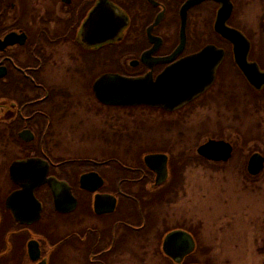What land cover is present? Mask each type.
I'll use <instances>...</instances> for the list:
<instances>
[{
	"label": "flooded vegetation",
	"instance_id": "obj_1",
	"mask_svg": "<svg viewBox=\"0 0 264 264\" xmlns=\"http://www.w3.org/2000/svg\"><path fill=\"white\" fill-rule=\"evenodd\" d=\"M190 1L0 0V264H161L162 256L172 262L162 242L170 231L188 232L168 221L184 170L195 162L193 149L182 148L187 132H179L175 148L161 150L158 129L153 144H136L145 129L131 133L126 121L142 109L183 121L218 113L224 92L218 105L209 97L223 69L244 81L231 44L214 30L220 3L190 5L183 24ZM229 2L226 25L249 40L254 62L252 40L234 24L236 3ZM117 20L123 25L113 36ZM210 46L223 52L212 84L172 111L98 96L108 77L149 79L155 87ZM87 144L91 154L77 152ZM149 155L166 157L159 185Z\"/></svg>",
	"mask_w": 264,
	"mask_h": 264
},
{
	"label": "rangeland",
	"instance_id": "obj_2",
	"mask_svg": "<svg viewBox=\"0 0 264 264\" xmlns=\"http://www.w3.org/2000/svg\"><path fill=\"white\" fill-rule=\"evenodd\" d=\"M235 3L234 24L252 40L250 58L264 70V0ZM223 92L219 114L217 109L208 115L197 112L194 118L183 121L142 109L132 112L135 116L126 125L129 123L131 133L136 128L145 129V134L136 136V144H153V132L158 129L161 150L175 148L176 138H181L177 134L187 132L182 148L192 147L190 155L195 162L184 170L181 191L172 207L175 214L168 221L172 226L185 225L196 242L195 252L184 263L264 264V254L260 253L264 243V169L257 177L246 172L250 155L257 152L264 157V90L254 92L225 67L209 99L218 105ZM208 139H223L234 146L227 163H206L197 155L196 149ZM77 152L89 155L91 146L79 145ZM161 264L174 263L162 256Z\"/></svg>",
	"mask_w": 264,
	"mask_h": 264
},
{
	"label": "water",
	"instance_id": "obj_3",
	"mask_svg": "<svg viewBox=\"0 0 264 264\" xmlns=\"http://www.w3.org/2000/svg\"><path fill=\"white\" fill-rule=\"evenodd\" d=\"M201 0L190 1L182 10V19L184 24V10L190 5L196 4ZM220 8L217 12L214 30L223 39L228 41L233 50L235 64L237 65L246 82L255 90L264 87V70H261L256 62L248 60L250 51L249 40L237 30L226 25L231 14V3L229 0H217ZM118 18V14L113 12ZM123 23L117 20L114 25L113 36L122 28ZM223 56L222 51L214 50L213 47H207L203 50L198 58H201L193 65L182 64L177 66L174 74L169 76L165 73L155 84H151L149 79L122 80L121 78L108 77L100 82L98 87L99 98L108 96L107 103L114 105H150L158 106L165 110L172 111L180 105L190 101L206 90L213 82L215 68ZM212 57L213 60L205 63V58ZM204 63L205 65H203ZM107 82L109 83L106 86ZM112 97V99H111ZM105 100V99H102ZM197 154L207 161L227 162L232 155V146L222 140H208L200 145ZM160 161V166H153L155 161ZM145 161L157 172L156 185L161 184L167 177L166 157L164 155H149ZM264 168V157L260 153L250 155L247 162V172L250 176H258ZM55 202L60 200L59 194H56ZM196 243L193 236L182 229H176L163 239V253L169 257L175 264H182L184 259L192 254L195 250Z\"/></svg>",
	"mask_w": 264,
	"mask_h": 264
},
{
	"label": "trees",
	"instance_id": "obj_4",
	"mask_svg": "<svg viewBox=\"0 0 264 264\" xmlns=\"http://www.w3.org/2000/svg\"><path fill=\"white\" fill-rule=\"evenodd\" d=\"M260 253L264 254V243L262 244V248L260 249Z\"/></svg>",
	"mask_w": 264,
	"mask_h": 264
}]
</instances>
